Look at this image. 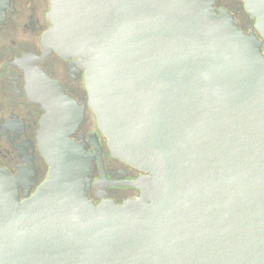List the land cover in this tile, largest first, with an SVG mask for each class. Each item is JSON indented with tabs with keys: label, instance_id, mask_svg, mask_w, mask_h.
<instances>
[{
	"label": "water",
	"instance_id": "1",
	"mask_svg": "<svg viewBox=\"0 0 264 264\" xmlns=\"http://www.w3.org/2000/svg\"><path fill=\"white\" fill-rule=\"evenodd\" d=\"M50 1L44 57L82 61L112 156L147 175L92 201L84 109L34 68L50 174L22 201L0 169V264H264V0H243L260 37L217 0Z\"/></svg>",
	"mask_w": 264,
	"mask_h": 264
},
{
	"label": "flooded vegetation",
	"instance_id": "2",
	"mask_svg": "<svg viewBox=\"0 0 264 264\" xmlns=\"http://www.w3.org/2000/svg\"><path fill=\"white\" fill-rule=\"evenodd\" d=\"M51 8L50 0H10L7 18L0 24V169L18 179L22 201L49 178L50 166L39 147L41 122L48 112L29 94L34 87H43L36 68L84 109V120L72 139L93 157L90 199L96 204L136 200L142 192L132 183L147 173L112 156L108 138L89 105L82 61L64 59L56 52L44 57L43 38L52 27ZM216 10L228 11L246 35L260 37L243 0H217Z\"/></svg>",
	"mask_w": 264,
	"mask_h": 264
}]
</instances>
